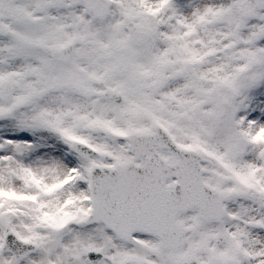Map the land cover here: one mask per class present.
Segmentation results:
<instances>
[{"label":"snow or ice","instance_id":"6c2138e0","mask_svg":"<svg viewBox=\"0 0 264 264\" xmlns=\"http://www.w3.org/2000/svg\"><path fill=\"white\" fill-rule=\"evenodd\" d=\"M0 264H264V0H0Z\"/></svg>","mask_w":264,"mask_h":264}]
</instances>
